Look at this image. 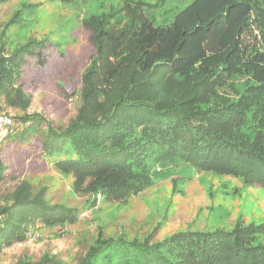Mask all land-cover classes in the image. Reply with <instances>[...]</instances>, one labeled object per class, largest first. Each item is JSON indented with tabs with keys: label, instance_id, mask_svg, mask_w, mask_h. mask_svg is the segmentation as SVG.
<instances>
[{
	"label": "trees",
	"instance_id": "obj_1",
	"mask_svg": "<svg viewBox=\"0 0 264 264\" xmlns=\"http://www.w3.org/2000/svg\"><path fill=\"white\" fill-rule=\"evenodd\" d=\"M25 7L0 30V112L23 98L17 80L25 60L36 55L43 62L44 39L9 40L8 27ZM127 8L130 18L121 26L108 14L89 19L96 51L67 125L41 113L17 116L0 141V182L10 175L2 148L18 142L37 144L65 173L100 177L111 192L134 185L127 180L156 147L203 169L264 181V0H192L158 25ZM235 75L247 81L232 95L226 88ZM46 190L23 179L0 200V250L25 240L33 220L75 221L79 207L52 200ZM12 264L65 263L46 253ZM79 264H264V222L185 228L155 241L99 236Z\"/></svg>",
	"mask_w": 264,
	"mask_h": 264
},
{
	"label": "rangeland",
	"instance_id": "obj_2",
	"mask_svg": "<svg viewBox=\"0 0 264 264\" xmlns=\"http://www.w3.org/2000/svg\"><path fill=\"white\" fill-rule=\"evenodd\" d=\"M192 0H9L0 4V30L26 5L21 19L8 27L13 43L29 37L44 39L43 62L29 56L21 67L23 98L19 105L4 104L1 112L41 113L56 125H67L81 102L83 72L96 51L92 16L108 14L112 24L121 26L130 16L127 6L137 7L155 24L173 20L177 11ZM118 9V10H117ZM40 59V58H39ZM228 93L241 91L247 81L233 76ZM253 125L247 128L251 131ZM22 142L4 146L3 157L9 177L0 182V200L28 179L37 187L46 185L54 201L78 206L75 221L29 223L25 240L2 246L0 264L15 263L20 257L38 259L46 253L57 255L65 264H79L90 243L100 237L151 236L155 241L185 228L231 229L237 225L264 222V181H249L236 173L203 169L179 157L163 156L161 148L134 170L136 177L117 191L101 184L98 176L55 167L37 144ZM33 146V147H32ZM160 151V152H159ZM160 153V154H159ZM141 175V176H139ZM100 184V186H99ZM137 184V185H136ZM125 189L122 190V188Z\"/></svg>",
	"mask_w": 264,
	"mask_h": 264
},
{
	"label": "built area",
	"instance_id": "obj_3",
	"mask_svg": "<svg viewBox=\"0 0 264 264\" xmlns=\"http://www.w3.org/2000/svg\"><path fill=\"white\" fill-rule=\"evenodd\" d=\"M13 122V117L10 114L0 112V141L8 134Z\"/></svg>",
	"mask_w": 264,
	"mask_h": 264
}]
</instances>
